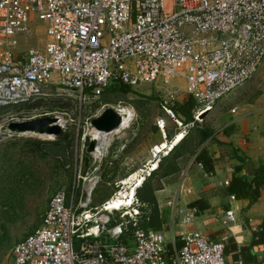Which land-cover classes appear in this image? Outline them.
Segmentation results:
<instances>
[{
	"label": "built area",
	"instance_id": "obj_1",
	"mask_svg": "<svg viewBox=\"0 0 264 264\" xmlns=\"http://www.w3.org/2000/svg\"><path fill=\"white\" fill-rule=\"evenodd\" d=\"M35 19L45 25V43L20 51L19 37L34 35ZM263 62L264 0H0L3 107L52 92L75 93L85 103L115 83L137 91L155 84L164 109L183 125L171 108L179 99L171 80L179 77L196 101L187 124L195 126L219 100L250 81ZM159 126L165 133L164 120ZM94 130L91 139L100 141ZM116 130L97 131L110 136ZM99 147L95 155L104 154ZM155 150L154 156L160 153ZM89 182L80 201L64 187L52 195L42 224L13 247L15 264H229L226 243L198 230H185L183 245L172 249L163 231L140 225L142 204L135 196L132 204L111 205L130 191L92 206L99 179ZM199 212L193 206L185 222ZM115 213L120 220L112 223ZM235 221V211H225L222 222Z\"/></svg>",
	"mask_w": 264,
	"mask_h": 264
},
{
	"label": "rangeland",
	"instance_id": "obj_2",
	"mask_svg": "<svg viewBox=\"0 0 264 264\" xmlns=\"http://www.w3.org/2000/svg\"><path fill=\"white\" fill-rule=\"evenodd\" d=\"M263 68L264 63L259 72ZM182 82H185L182 78H173L171 85L180 90L179 83ZM155 86L142 84L138 91L127 92L107 90L100 98H91L85 103L80 102L75 93L52 92L55 94L40 96L20 106H0V264H15L13 247L30 233L32 227L42 224L49 201L60 188L64 187L70 197L80 201L85 198L89 180L98 177L91 205L100 208L115 193L129 192L136 182V178L128 179V183L122 182L134 173L124 169L141 167L144 171L139 174L148 180L142 189H146L151 198L155 185L170 167L169 164L162 165L148 174L151 166V162L146 161L148 156L158 160L164 153L163 149L157 158L153 154L154 147L161 142L158 137L165 141L170 132L173 136L180 131L186 134L198 126H187L184 118L177 116L183 123L180 125L172 118L163 107V92ZM183 91L180 90L179 94L182 103L190 95ZM234 99L231 92L218 103ZM120 105L130 112L124 129L110 135L107 150L103 141H99V151L105 150L104 154L94 156L88 153L92 138L91 121L106 107L116 109ZM47 116L61 119L60 134L15 133L8 127L11 121ZM161 120L165 122V133L159 126ZM201 124H206V120L203 119ZM93 134L97 137L94 131ZM96 165L98 169L94 168ZM144 196L140 190L136 192L138 205L142 204ZM125 209L123 207L121 212ZM107 218V215L102 216L104 220ZM110 218L113 223L120 220V215L115 213ZM78 243L79 239H76L75 248Z\"/></svg>",
	"mask_w": 264,
	"mask_h": 264
},
{
	"label": "crops",
	"instance_id": "obj_3",
	"mask_svg": "<svg viewBox=\"0 0 264 264\" xmlns=\"http://www.w3.org/2000/svg\"><path fill=\"white\" fill-rule=\"evenodd\" d=\"M32 28V37H19L20 51L43 47L45 25L35 19ZM179 87L188 93L185 82L179 83ZM233 94L234 100L217 102L203 115L206 124H198L196 129L186 133L175 146L166 151L164 149L158 157L161 167L166 164L170 167L155 185L151 201L142 202L139 222L142 227L163 231L172 249L177 243L183 245L185 230H198L213 240L226 243L229 264L240 261L244 264H264V183L256 196H239L232 193L229 187L234 176L249 180L256 174L264 176V68ZM180 100L179 96L171 106L173 110L178 103H182ZM176 115L184 118L180 113ZM206 129L210 134L207 138L203 132ZM171 135V139L165 140L168 144L175 137ZM157 140L161 141L160 144L164 142L160 137ZM87 152L94 154L88 149ZM202 153H205L211 170L198 160L197 155ZM152 159L149 155L146 161L151 162ZM249 163L253 164L252 173H249ZM97 167L94 166L95 169ZM140 169L126 167L124 171L136 172ZM232 194L237 197L232 199ZM196 202L200 212L191 221L185 222ZM228 209L235 211L236 221L225 225L222 216ZM40 225L32 227L30 233ZM127 236L133 244L132 235Z\"/></svg>",
	"mask_w": 264,
	"mask_h": 264
},
{
	"label": "water",
	"instance_id": "obj_4",
	"mask_svg": "<svg viewBox=\"0 0 264 264\" xmlns=\"http://www.w3.org/2000/svg\"><path fill=\"white\" fill-rule=\"evenodd\" d=\"M206 113V112H205ZM204 113V114H205ZM91 124L97 130L103 132H110L118 129L122 124V115L114 107H106L97 117H95ZM11 132L15 133H36L58 135L62 132V126L59 123L58 117H40L21 121H11L8 125ZM99 141L96 138L90 140L88 151L95 150ZM249 173L253 172V164H248Z\"/></svg>",
	"mask_w": 264,
	"mask_h": 264
},
{
	"label": "trees",
	"instance_id": "obj_5",
	"mask_svg": "<svg viewBox=\"0 0 264 264\" xmlns=\"http://www.w3.org/2000/svg\"><path fill=\"white\" fill-rule=\"evenodd\" d=\"M107 90L113 91V92H116V91H125V92L134 91L133 88H131L127 85H124L122 83H115V84L111 85L110 87H108L106 89V91ZM195 105H196V101H195L194 97L189 95V97L187 99H185V101L183 103H178L174 107V110H175L176 114L180 113L184 116L183 122L187 124V123H190L191 121H193V119H194L193 111H194ZM203 132L205 133V138H207L210 135V134H208L209 131L207 129L204 130ZM171 137H172L171 134L168 135L169 139H171ZM204 155H205V153L198 154L197 158L200 162L203 163V165L206 167V169L211 170V167L208 164V160H206ZM159 167H161V163L159 164ZM240 170H241V168L239 167L238 171H240ZM263 183H264V176L259 177V176H257V174L254 176V178L252 180H249L247 177L234 176L233 179L230 181L229 187H230V190L232 193H235L239 196H247V195L256 196L261 184H263ZM147 184H148V180L146 177L142 186H140L138 189V190H140L141 195H143V194L146 195L141 199V201L144 203L151 201V198L146 193V189H142ZM138 190H137V193H138ZM197 204H198V202L194 203L195 206H197ZM198 208H200V207H198ZM181 246H182V243L181 244L177 243L176 247L179 248Z\"/></svg>",
	"mask_w": 264,
	"mask_h": 264
},
{
	"label": "bare ground",
	"instance_id": "obj_6",
	"mask_svg": "<svg viewBox=\"0 0 264 264\" xmlns=\"http://www.w3.org/2000/svg\"><path fill=\"white\" fill-rule=\"evenodd\" d=\"M118 110L122 111L124 113V118H123L122 125L115 132L120 131L121 129H124L125 125L127 124V122L130 119V112H129V110L126 107H120ZM132 120H131V122H132ZM94 133L101 141H103V147L106 150L108 148V145L110 144L111 137L108 134L99 133L97 130H94ZM184 137H185V132L184 131H180V132H178L175 135L173 141L170 142L169 144L166 141H164L161 144L157 145L156 146V151L157 152H163V149H165V151H166V150L170 149L172 146H175ZM155 156H156V158L158 157L157 155H155ZM158 167H159L158 160L157 159L152 160L151 161L150 170L151 171L156 170V169H158ZM139 173H143L142 170H138V171L134 172L131 176H129V178H127L126 180L123 181L124 183H128V179L136 178V182L130 187L131 190L128 193V196L125 195L126 198L120 197L119 199H116V200L112 201L111 205L113 207H118V205H129V204H132V201H133L135 193H136V189L138 187L142 186L143 182L146 179V176H144L143 174H139Z\"/></svg>",
	"mask_w": 264,
	"mask_h": 264
}]
</instances>
